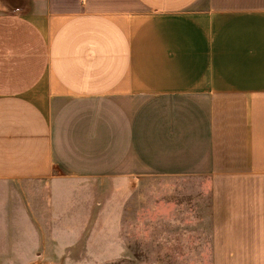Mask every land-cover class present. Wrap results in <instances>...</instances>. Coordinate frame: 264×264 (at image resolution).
<instances>
[{"label":"crops","instance_id":"0c3cea01","mask_svg":"<svg viewBox=\"0 0 264 264\" xmlns=\"http://www.w3.org/2000/svg\"><path fill=\"white\" fill-rule=\"evenodd\" d=\"M178 34L198 85L147 89ZM147 171L208 179L212 264H264V0H0V264H65V175Z\"/></svg>","mask_w":264,"mask_h":264},{"label":"rangeland","instance_id":"374dc122","mask_svg":"<svg viewBox=\"0 0 264 264\" xmlns=\"http://www.w3.org/2000/svg\"><path fill=\"white\" fill-rule=\"evenodd\" d=\"M151 23L155 25V20ZM156 23L173 26L163 19ZM161 40L162 43L149 45V50L143 51L149 58L144 61L147 73L141 74L146 78V88L179 89L193 82L198 85L190 80L192 76L188 71L189 65L196 63L198 57L201 59V56H194L201 51L190 49L192 37L178 34ZM196 42L201 46L199 40ZM176 59L178 62L174 66L171 62ZM53 171L62 175L59 167L54 166ZM57 186L66 188L67 198V257L61 260L63 263L212 264L207 178L152 171L124 179L65 175ZM89 215L91 224L77 225L78 218ZM125 251L130 252L128 257H101L109 252ZM90 254V258H84Z\"/></svg>","mask_w":264,"mask_h":264}]
</instances>
